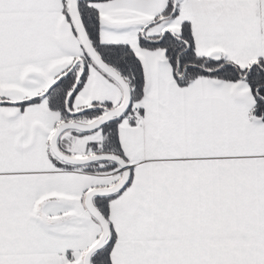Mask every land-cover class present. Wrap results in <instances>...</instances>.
Wrapping results in <instances>:
<instances>
[{
  "label": "snow or ice",
  "instance_id": "obj_1",
  "mask_svg": "<svg viewBox=\"0 0 264 264\" xmlns=\"http://www.w3.org/2000/svg\"><path fill=\"white\" fill-rule=\"evenodd\" d=\"M0 264H264V0H0Z\"/></svg>",
  "mask_w": 264,
  "mask_h": 264
}]
</instances>
